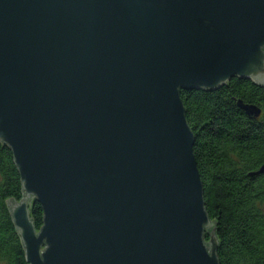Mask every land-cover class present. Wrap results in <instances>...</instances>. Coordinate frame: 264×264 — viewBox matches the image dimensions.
<instances>
[{
  "label": "water",
  "instance_id": "95a60500",
  "mask_svg": "<svg viewBox=\"0 0 264 264\" xmlns=\"http://www.w3.org/2000/svg\"><path fill=\"white\" fill-rule=\"evenodd\" d=\"M233 77L264 86V0H0L25 264H219L180 91Z\"/></svg>",
  "mask_w": 264,
  "mask_h": 264
},
{
  "label": "trees",
  "instance_id": "16d2710c",
  "mask_svg": "<svg viewBox=\"0 0 264 264\" xmlns=\"http://www.w3.org/2000/svg\"><path fill=\"white\" fill-rule=\"evenodd\" d=\"M180 97L195 136L204 207L218 222L219 264H264V173L250 175L264 163V86L233 77L213 91L181 90ZM238 100L258 106L260 115L249 117ZM8 198H22L21 181L11 150L0 141V264H25ZM29 209L40 229L41 205L32 201Z\"/></svg>",
  "mask_w": 264,
  "mask_h": 264
}]
</instances>
